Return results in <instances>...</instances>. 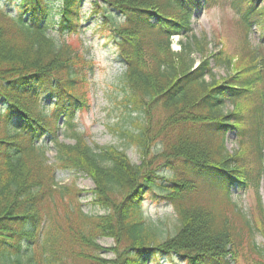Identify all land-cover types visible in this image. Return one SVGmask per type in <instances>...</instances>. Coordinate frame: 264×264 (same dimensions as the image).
Instances as JSON below:
<instances>
[{"label": "trees", "instance_id": "trees-1", "mask_svg": "<svg viewBox=\"0 0 264 264\" xmlns=\"http://www.w3.org/2000/svg\"><path fill=\"white\" fill-rule=\"evenodd\" d=\"M7 1L16 4V16L0 9V264H20L33 247L32 264H235L250 254L264 264L261 46L241 45L236 62L222 52L205 56V38L172 51L174 35L191 34L194 13L208 0H91L89 17L116 41L124 66L115 101L124 144L91 147L75 132L68 145L58 136L89 107L94 63L54 45L48 32H79L85 0ZM261 1L227 0L245 37L251 22L264 31ZM194 47L206 58L195 69ZM209 57L231 70L228 76L216 79ZM227 103L231 112L223 111ZM232 131L239 146L228 154ZM44 140L53 145L54 164ZM127 146L137 148L140 163L128 157ZM57 171L90 179V204L102 214H83L85 190L75 181L59 185ZM235 187L252 189L253 215L224 213L221 202L230 204ZM149 192L173 204L171 232L145 223L140 209ZM100 238L115 247H100ZM102 253L113 258L105 262Z\"/></svg>", "mask_w": 264, "mask_h": 264}, {"label": "rangeland", "instance_id": "rangeland-1", "mask_svg": "<svg viewBox=\"0 0 264 264\" xmlns=\"http://www.w3.org/2000/svg\"><path fill=\"white\" fill-rule=\"evenodd\" d=\"M58 1V0H56ZM204 7H201L199 11L194 13V17L191 20V34L187 36H174L171 42L172 51L180 50L182 44L187 42L193 43V37L199 39H206L207 41V53L217 55L220 52L223 53L221 57L234 56V62H236L237 54L240 52V46H244L248 49H256L261 46L264 52V31L257 23L251 22V29L248 37L242 34V28L239 25L240 22L236 21L235 13L228 7L227 0H208ZM91 0H85L82 4V11L84 15V22L79 28V32L60 34L59 32H48L53 38V43L57 47H63L68 45L75 51L83 52L88 58H91L94 63L93 74L90 77L89 87L87 91L88 95V108L82 109L77 112L72 122V127L62 128V133H59L58 140L70 145L74 141L67 135L72 133L84 134L88 144L92 147L93 144L98 146L103 145H116L121 146L124 144L123 139L119 136V133L115 126L119 124L122 112V108L115 104L122 94L120 92V83L118 77L121 76V70L124 68L118 61V47L113 37L108 36L109 32H103L96 27V22L99 20L90 18L89 12ZM262 0L259 4L263 5ZM16 4L9 3L7 0H0V9L9 12L10 17L15 18ZM193 47V46H192ZM194 52L191 58L194 60L193 69H195L206 58L197 51V48H193ZM209 66L213 68V73L216 75V79L219 77H226L230 71L224 66H217L216 59L209 57ZM210 80L209 77L205 78ZM50 104L49 100H43L42 106L47 108ZM233 109L232 103H227L223 111L231 112ZM63 123L61 119L59 125ZM226 149L228 154L238 149L237 132L232 131L226 137ZM124 148V147H122ZM128 157L134 164L140 163L139 154L137 148L127 146ZM44 150L46 151V157L50 164H54L55 151L52 143L49 140H44ZM56 182L59 185H69L72 181L76 183L80 190H85L83 195L79 198V204L83 214L95 215L102 214V211L94 208L91 204V196L87 192L93 189V182L85 177L83 174H71L66 171L56 172ZM154 192H149L145 202L141 205L140 211L143 214L145 223L151 226L162 225L163 230L171 232L176 219V211L173 204L163 201L157 202L154 199ZM259 195L262 199L264 207V176L260 182ZM231 202L228 205L226 202H221V208L227 216H231L235 213L236 209L242 211V214L247 216L255 213L256 198L252 189H246L239 191L237 187L231 190ZM235 206V207H234ZM232 209L235 211L233 212ZM226 211V212H225ZM238 218V217H236ZM162 223V224H161ZM256 242L258 245H263V240L257 237ZM97 244L104 248L115 247V243L111 238H100L97 240ZM35 247L32 248L27 254L21 256L20 264H32V256L34 257ZM243 253L248 251L244 250ZM105 262L112 259V255L109 253H102L100 255ZM162 262V264H167ZM235 264H254L253 258L250 254L249 257H238Z\"/></svg>", "mask_w": 264, "mask_h": 264}]
</instances>
